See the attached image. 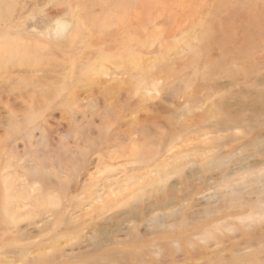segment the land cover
<instances>
[{
  "label": "rangeland",
  "instance_id": "374dc122",
  "mask_svg": "<svg viewBox=\"0 0 264 264\" xmlns=\"http://www.w3.org/2000/svg\"><path fill=\"white\" fill-rule=\"evenodd\" d=\"M0 264H264V0H0Z\"/></svg>",
  "mask_w": 264,
  "mask_h": 264
}]
</instances>
